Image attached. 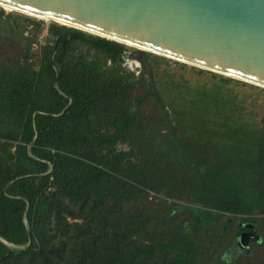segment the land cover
<instances>
[{
    "label": "trees",
    "instance_id": "1",
    "mask_svg": "<svg viewBox=\"0 0 264 264\" xmlns=\"http://www.w3.org/2000/svg\"><path fill=\"white\" fill-rule=\"evenodd\" d=\"M3 14L0 264H264V113L228 84L263 88L146 52L151 84L69 27L50 59L54 25L11 15L24 46Z\"/></svg>",
    "mask_w": 264,
    "mask_h": 264
},
{
    "label": "water",
    "instance_id": "2",
    "mask_svg": "<svg viewBox=\"0 0 264 264\" xmlns=\"http://www.w3.org/2000/svg\"><path fill=\"white\" fill-rule=\"evenodd\" d=\"M3 7L50 20L59 31L50 59L69 27L136 48L151 84L146 52L264 89V0H0L9 39L26 46ZM245 227L233 249L247 254L257 235Z\"/></svg>",
    "mask_w": 264,
    "mask_h": 264
},
{
    "label": "rangeland",
    "instance_id": "3",
    "mask_svg": "<svg viewBox=\"0 0 264 264\" xmlns=\"http://www.w3.org/2000/svg\"><path fill=\"white\" fill-rule=\"evenodd\" d=\"M10 14L16 15V16L21 15V16L29 17V16H26L24 14H20L14 11H12ZM29 18L33 19L34 21H41L38 18H33V17H29ZM42 21H43L42 26L45 29V31H43L42 35L40 36V39H39L40 43L43 42V39L46 36V29L48 25L50 24V22L48 21H45V20H42ZM0 25L3 26L2 22H0ZM24 34L28 35L27 32H25ZM33 48L36 49L38 48V46L34 45ZM136 51H137L136 48H133V47L127 48L126 56L124 58L125 62L123 66L126 70L134 71L136 74H138L139 70L142 69V67L139 61L137 60V58L135 57L138 54V53H135ZM131 53H132V57H130ZM169 65H170V68L175 71V73L184 75V77L188 79L189 82H191V84H195V83L212 84L219 80L218 78L213 77L207 72H199L198 70L193 69L188 66L182 67L181 65H175L171 62H169ZM228 87L234 90V92L238 94L239 98H241L244 101V104L247 107L246 108L247 111H250L251 113H256L258 115H261L264 113V90L250 87V86H245L243 84L236 83V82L229 83Z\"/></svg>",
    "mask_w": 264,
    "mask_h": 264
},
{
    "label": "bare ground",
    "instance_id": "4",
    "mask_svg": "<svg viewBox=\"0 0 264 264\" xmlns=\"http://www.w3.org/2000/svg\"><path fill=\"white\" fill-rule=\"evenodd\" d=\"M3 9H4L5 11H13L12 9H10V8H8V7H3ZM36 18H37V17H36ZM38 19H40V18H38ZM43 20L50 22V20H48V19H43ZM55 22H56L58 25H62L61 22H58V21H55Z\"/></svg>",
    "mask_w": 264,
    "mask_h": 264
},
{
    "label": "flooded vegetation",
    "instance_id": "5",
    "mask_svg": "<svg viewBox=\"0 0 264 264\" xmlns=\"http://www.w3.org/2000/svg\"><path fill=\"white\" fill-rule=\"evenodd\" d=\"M4 16V15H3ZM7 23V22H6ZM135 57H137V56H135ZM248 232H250L248 229L247 230H245V231H243L242 233H248Z\"/></svg>",
    "mask_w": 264,
    "mask_h": 264
}]
</instances>
